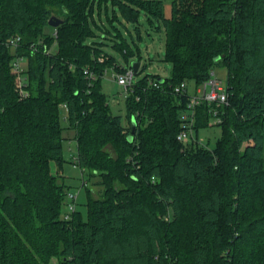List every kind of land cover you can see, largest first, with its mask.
Segmentation results:
<instances>
[{
  "label": "trees",
  "instance_id": "trees-1",
  "mask_svg": "<svg viewBox=\"0 0 264 264\" xmlns=\"http://www.w3.org/2000/svg\"><path fill=\"white\" fill-rule=\"evenodd\" d=\"M110 4L128 22L145 12L152 29H164L173 66L159 89L149 82L160 77L138 78L125 101L129 125L112 113L101 86L106 69L126 68L102 43H88L92 26L99 28L95 7L109 12ZM52 16L64 24L49 32ZM13 37L22 39L16 50L6 46ZM114 47L134 56L124 39ZM17 56L26 59V99L11 69ZM216 68L227 71L230 95L215 126L221 136L213 148L184 147L177 135L190 93L174 88L194 82L196 90ZM85 69L96 74L93 83ZM209 119L207 105L198 107V138ZM70 131L91 187L86 215L77 209L67 220ZM53 257L59 264H264V0H174L168 17L162 0H0V264Z\"/></svg>",
  "mask_w": 264,
  "mask_h": 264
},
{
  "label": "rangeland",
  "instance_id": "rangeland-1",
  "mask_svg": "<svg viewBox=\"0 0 264 264\" xmlns=\"http://www.w3.org/2000/svg\"><path fill=\"white\" fill-rule=\"evenodd\" d=\"M165 5V15L170 16L171 4L174 0H162ZM109 12L104 7L99 10L95 7L93 14L94 20L98 24L93 25L94 36L88 39V43H102L100 47L103 53L107 56L114 58L116 65L119 68L131 67L134 62H140L141 69L138 78H142L146 75H152L153 77H160L165 79L170 77L173 66L166 61V33L162 29L160 32L151 28L148 17L145 12H141L139 18L135 22H128L122 16L118 8H114L112 4L108 5ZM101 28V29H100ZM47 31H53L52 27H48ZM122 37H119V36ZM124 39L127 44L134 50V56L129 57L127 60L124 54L116 49V40ZM215 75L217 78L227 83V71L224 68H216ZM102 91L106 95L109 106L114 115H120L122 117V123L129 125L126 119V107L125 100L122 96L123 89L117 84L113 78V72L110 70L102 79L101 82ZM189 93L195 92V83L190 82L188 87ZM61 118L62 123L66 126L64 117L67 115V110L61 106ZM208 128L199 132V139L208 144L209 148H213L216 141L221 136V129L219 127H213L208 122ZM66 140L63 142L64 152V177L65 183L69 188L68 192L78 194V211H81L83 215H86V203L87 187H91L90 182L86 186L83 185V171L81 167L76 163L78 157V145L75 139V132L70 131L65 134ZM105 150L113 157L117 158L116 150L109 144ZM87 174L85 178L87 180ZM93 195L98 197L97 191L101 188L93 186ZM67 211V208L64 210ZM65 217V215H64ZM50 264H59V258L53 257Z\"/></svg>",
  "mask_w": 264,
  "mask_h": 264
},
{
  "label": "built area",
  "instance_id": "built-area-1",
  "mask_svg": "<svg viewBox=\"0 0 264 264\" xmlns=\"http://www.w3.org/2000/svg\"><path fill=\"white\" fill-rule=\"evenodd\" d=\"M54 36L57 37V32L54 33ZM21 37H13L6 42V46L11 49H18L21 43ZM105 57L101 56L99 58L100 62L105 61ZM12 71L18 76V88L20 92L21 99H26L30 96L28 91V78L26 75V59L24 57L17 56L13 59L11 63ZM113 72V78L119 86L122 87L123 92L122 96L126 101L129 99L133 93L137 83L135 73L132 67L124 69L122 72H117L114 68L106 69L103 73L102 78L110 71ZM84 74L90 83H93L97 76L90 69H85ZM161 83L159 79H151L149 82V87L159 89ZM188 89V84L182 82L174 88V92L178 95L186 93ZM139 101V98H137ZM207 105L209 108L210 119L209 124L213 127L223 123V110L230 106V95L228 92V85L222 80L216 77L215 72L211 73V77L205 81L201 86L197 87L195 93L190 94L189 100L187 102V107L184 113L181 115L182 120V129L177 135V140L184 146L188 147L191 144L197 143L198 145L206 146L196 135L195 125L197 120V109L201 105ZM66 110L67 106L62 105ZM66 118V117H64ZM84 181V180H83ZM84 186L87 183L84 181ZM79 197L78 194H73L68 192V204L67 211L65 214V219H70L71 215L77 210V201Z\"/></svg>",
  "mask_w": 264,
  "mask_h": 264
},
{
  "label": "water",
  "instance_id": "water-1",
  "mask_svg": "<svg viewBox=\"0 0 264 264\" xmlns=\"http://www.w3.org/2000/svg\"><path fill=\"white\" fill-rule=\"evenodd\" d=\"M63 24H64V20L57 17V16H52L49 20V26H51L52 28H58ZM131 67L134 69L135 73H138L140 68H141V64H140V62H134ZM159 82L163 83L164 80L159 79ZM136 129H137V123H136V120L133 119L132 120V135L130 136V140L133 139V136L136 133Z\"/></svg>",
  "mask_w": 264,
  "mask_h": 264
}]
</instances>
